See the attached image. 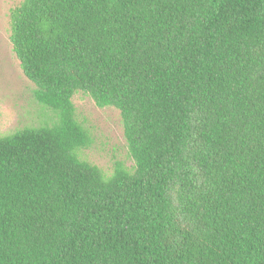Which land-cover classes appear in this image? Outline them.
<instances>
[{
    "label": "trees",
    "instance_id": "obj_1",
    "mask_svg": "<svg viewBox=\"0 0 264 264\" xmlns=\"http://www.w3.org/2000/svg\"><path fill=\"white\" fill-rule=\"evenodd\" d=\"M11 41L50 123L0 136V264H264V0H23ZM129 155L83 158L73 98Z\"/></svg>",
    "mask_w": 264,
    "mask_h": 264
},
{
    "label": "rangeland",
    "instance_id": "obj_2",
    "mask_svg": "<svg viewBox=\"0 0 264 264\" xmlns=\"http://www.w3.org/2000/svg\"><path fill=\"white\" fill-rule=\"evenodd\" d=\"M23 0H0V136L15 130L50 123L51 108L34 99L36 85L24 74L11 41L10 15ZM78 119L89 129L92 144L82 150L83 158L112 174L118 163L134 164L129 155L120 110L100 107L94 99L78 92L73 98Z\"/></svg>",
    "mask_w": 264,
    "mask_h": 264
}]
</instances>
